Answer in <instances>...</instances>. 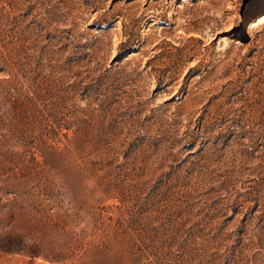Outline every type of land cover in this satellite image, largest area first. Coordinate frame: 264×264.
Instances as JSON below:
<instances>
[{"label":"rangeland","instance_id":"obj_1","mask_svg":"<svg viewBox=\"0 0 264 264\" xmlns=\"http://www.w3.org/2000/svg\"><path fill=\"white\" fill-rule=\"evenodd\" d=\"M0 264H264V0H0Z\"/></svg>","mask_w":264,"mask_h":264}]
</instances>
